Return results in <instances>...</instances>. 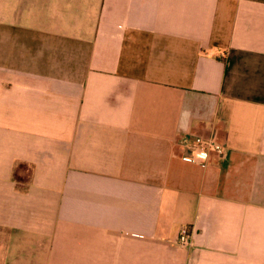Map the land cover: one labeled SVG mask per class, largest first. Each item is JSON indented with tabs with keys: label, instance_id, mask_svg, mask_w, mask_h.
<instances>
[{
	"label": "crops",
	"instance_id": "0c3cea01",
	"mask_svg": "<svg viewBox=\"0 0 264 264\" xmlns=\"http://www.w3.org/2000/svg\"><path fill=\"white\" fill-rule=\"evenodd\" d=\"M0 264H264V0H0Z\"/></svg>",
	"mask_w": 264,
	"mask_h": 264
},
{
	"label": "built area",
	"instance_id": "2783aa9c",
	"mask_svg": "<svg viewBox=\"0 0 264 264\" xmlns=\"http://www.w3.org/2000/svg\"><path fill=\"white\" fill-rule=\"evenodd\" d=\"M211 152L222 155L224 147L213 140L196 139L191 145V155L186 160L200 166H205ZM201 153H207V157L201 158ZM192 233L193 230L190 226L185 225L180 227L174 240L175 244L182 249L189 247L192 244Z\"/></svg>",
	"mask_w": 264,
	"mask_h": 264
},
{
	"label": "clouds",
	"instance_id": "9594fccd",
	"mask_svg": "<svg viewBox=\"0 0 264 264\" xmlns=\"http://www.w3.org/2000/svg\"><path fill=\"white\" fill-rule=\"evenodd\" d=\"M190 118H191V111L189 109H185L184 111L181 112V118L179 123V129L181 131H187ZM206 157H207V153H201V158H206Z\"/></svg>",
	"mask_w": 264,
	"mask_h": 264
}]
</instances>
